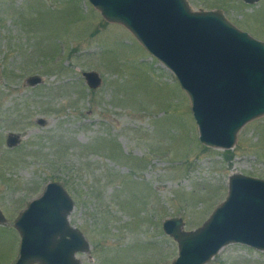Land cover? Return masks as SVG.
I'll return each mask as SVG.
<instances>
[{"label":"rangeland","instance_id":"obj_1","mask_svg":"<svg viewBox=\"0 0 264 264\" xmlns=\"http://www.w3.org/2000/svg\"><path fill=\"white\" fill-rule=\"evenodd\" d=\"M187 2L264 42V0ZM85 72L98 73V89ZM35 75L44 83L26 86ZM11 133L22 137L14 149ZM199 136L174 74L88 0H0V264L19 258L16 219L51 182L74 202L70 225L89 245L80 264H172L178 244L165 220L194 231L226 200L232 175L264 180V116L231 149ZM207 264H264V251L229 244Z\"/></svg>","mask_w":264,"mask_h":264},{"label":"water","instance_id":"obj_2","mask_svg":"<svg viewBox=\"0 0 264 264\" xmlns=\"http://www.w3.org/2000/svg\"><path fill=\"white\" fill-rule=\"evenodd\" d=\"M88 1L107 22L128 29L174 74L190 99L203 145L231 149L238 132L264 116V42L238 29L220 11L194 12L187 0ZM242 1L255 5L261 0ZM83 76L90 89L102 84L96 72ZM43 83L35 75L25 85ZM21 142V136L11 133L6 145L14 149ZM73 209L64 187L49 183L16 219L21 245L14 264H80L76 255L87 252L89 245L70 225ZM5 223L0 211V225ZM182 227L180 218L163 223L165 234L178 244L172 264H207L229 244L264 251V180L232 175L226 200L210 218L194 231Z\"/></svg>","mask_w":264,"mask_h":264}]
</instances>
